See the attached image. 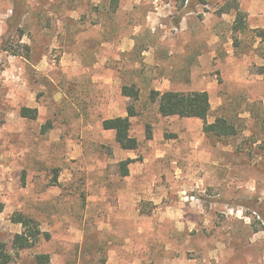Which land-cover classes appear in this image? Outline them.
<instances>
[{
    "label": "rangeland",
    "instance_id": "rangeland-1",
    "mask_svg": "<svg viewBox=\"0 0 264 264\" xmlns=\"http://www.w3.org/2000/svg\"><path fill=\"white\" fill-rule=\"evenodd\" d=\"M237 2L242 31L232 0H0V241L16 211L50 235L11 264H264V0ZM151 90H206L236 134ZM129 106L134 150L102 126Z\"/></svg>",
    "mask_w": 264,
    "mask_h": 264
},
{
    "label": "trees",
    "instance_id": "trees-1",
    "mask_svg": "<svg viewBox=\"0 0 264 264\" xmlns=\"http://www.w3.org/2000/svg\"><path fill=\"white\" fill-rule=\"evenodd\" d=\"M184 4L186 0H175ZM23 2V0H22ZM112 9L115 10L119 0H111ZM232 8L235 10L234 28L242 31L245 27V14L239 8L237 0H232ZM255 36L259 40L261 47L264 49V27L254 29ZM122 93L126 96L138 98V89L135 86L124 85ZM149 101L157 105V111L162 116L194 117L201 119L202 130L205 134L219 137L235 135L236 127L227 121L224 117H217L212 122H207L206 118L211 110L209 94L206 90L177 91L151 90L148 94ZM37 108L22 107L20 114L22 117L35 119L37 117ZM136 111L133 107L127 108L126 116H117L103 120L104 129L114 130L115 140L122 149L134 150L138 146L135 137L129 134L131 121L130 117L134 116ZM44 128V127H43ZM133 159L126 158L119 162L121 175L128 174V165ZM13 223L20 224L22 230L11 236L10 242L0 241V264H11L13 259L12 251L27 249L35 245L42 237L49 238V233L40 228L39 222L22 212L16 211L10 216ZM50 254L46 252L36 253L33 257V264H50Z\"/></svg>",
    "mask_w": 264,
    "mask_h": 264
}]
</instances>
